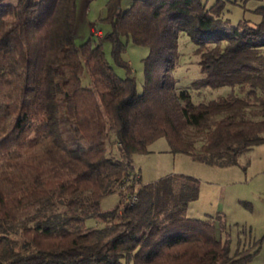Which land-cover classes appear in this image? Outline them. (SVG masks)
<instances>
[{"label": "trees", "instance_id": "1", "mask_svg": "<svg viewBox=\"0 0 264 264\" xmlns=\"http://www.w3.org/2000/svg\"><path fill=\"white\" fill-rule=\"evenodd\" d=\"M225 3L131 0L122 8L106 0L97 20L109 29L77 46L76 0H0V264L253 259L258 249L231 254L229 233L217 237L223 214H187L198 177L180 172L141 183L132 164L160 136L173 152L222 165L264 142V3L254 9L260 20L235 23L222 15ZM179 31L196 45L200 75L175 90L160 69L175 65ZM129 40L149 46L140 92L123 57ZM84 61L91 85L81 82ZM223 85L231 91L208 99L190 93ZM110 134L120 158L106 153ZM115 190L118 203L102 210Z\"/></svg>", "mask_w": 264, "mask_h": 264}, {"label": "rangeland", "instance_id": "2", "mask_svg": "<svg viewBox=\"0 0 264 264\" xmlns=\"http://www.w3.org/2000/svg\"><path fill=\"white\" fill-rule=\"evenodd\" d=\"M15 1V0H10ZM106 0H76V23L74 43L78 46L85 41L93 31L94 36L101 35L109 29V24L98 22V15L103 10ZM207 4L215 0H205ZM131 0H121V7L129 6ZM264 3V0H226L223 13L232 23L246 18L256 22L262 14L254 9ZM102 9V10H101ZM126 40L125 36H122ZM195 44L184 31L177 36V57L175 65L161 66L164 76H173L174 88L188 87L189 82L200 75L198 54L194 52ZM110 42L102 40V49L107 59L113 64L120 75L125 74V68L115 65L110 56ZM149 53L147 44L127 42L123 57L132 68L140 92L145 80L144 57ZM84 60V59H83ZM81 82L92 84V76L87 63L84 61ZM175 89V90H176ZM228 85L218 87H202L190 91L193 100L208 99L231 91ZM238 90V89H237ZM259 118V116H254ZM146 153H135L132 164L140 173V182L146 183L166 174L187 173L198 177L199 194L187 204V214L195 217H208L218 213L223 214L225 227L220 226L216 219L217 237L230 235V253L244 248V253L258 249L253 259L247 264H264V142L254 145L238 157L234 164L222 165L216 162L195 159L191 154L173 152L165 137L160 136L151 142ZM106 153L120 158L113 135L107 140ZM120 199L117 190L104 196L101 209L106 210L115 206ZM86 225H94L93 217H87ZM128 264H131L129 262Z\"/></svg>", "mask_w": 264, "mask_h": 264}, {"label": "built area", "instance_id": "3", "mask_svg": "<svg viewBox=\"0 0 264 264\" xmlns=\"http://www.w3.org/2000/svg\"><path fill=\"white\" fill-rule=\"evenodd\" d=\"M118 189L122 190L123 192H126V184L124 182L119 183ZM135 198H136V195H134V194L126 195V197H125L126 201H133Z\"/></svg>", "mask_w": 264, "mask_h": 264}]
</instances>
